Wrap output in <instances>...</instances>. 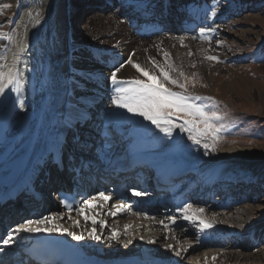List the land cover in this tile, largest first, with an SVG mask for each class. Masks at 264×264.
<instances>
[{
  "label": "bare ground",
  "instance_id": "bare-ground-1",
  "mask_svg": "<svg viewBox=\"0 0 264 264\" xmlns=\"http://www.w3.org/2000/svg\"><path fill=\"white\" fill-rule=\"evenodd\" d=\"M128 1L137 3L136 9L132 8L133 10H128V12L127 9H124L125 6L119 8L117 5L115 10L118 13L115 11L108 16L103 15L101 7L112 9V4H117V0H85L82 4L79 0L0 1L1 4L6 2L13 4L7 13L15 17V22L11 27L0 29L3 32L14 33L12 43H9L7 39L0 38V56H5L6 63L11 65L14 54H16L18 57L17 67L26 78L25 88L20 94L13 121L6 135L0 141V189L5 191L11 185H19L20 181L27 177H35L38 173L36 171L42 166L49 169L53 165L49 152L53 148L61 149L59 139L61 134L65 132L66 124L75 120L88 119V113L91 111L94 115L91 122L93 127L87 133L81 132L79 136L95 138L97 142L101 141L102 144L98 153L100 158L103 152L110 151L109 143L112 140L121 142L125 141L128 135H132L134 140L129 142L127 149L129 152H133V155L156 156L165 161L174 158L181 166L189 169L193 165L199 164L196 173L202 172L204 174L203 179H209L202 188V191H208L209 195L212 193L213 187L223 183L222 176H227L231 182L238 179L241 182L251 171L259 177L252 182L247 183L246 181L245 185L250 183V187L244 190H247L246 193L251 192L252 189L255 193L256 190H262L257 185L255 186V183L264 182L259 179L264 178V172L261 171L264 168V151L260 152L255 146L232 145L226 142L227 144L223 143L213 156H210L209 152L199 154V148L190 140L163 149L168 140L172 137H178L179 130L173 136L165 137L154 125L150 123L141 125V117L133 116L114 106L112 109L106 107L111 103L107 101L111 100L113 95V86L109 77L116 67L121 64L124 65L118 73V77L121 79H146L137 72L132 63H128L129 58L133 63L146 67L149 72L158 77L161 76L158 65L169 71L173 78L179 69V61H182L183 65L185 63V68L189 65L186 55L177 46L180 41L170 33L165 32L163 24L167 26V23L157 24L149 20L155 12L156 1L150 4L143 0H126V3ZM101 4L103 5L100 6ZM95 6H99L97 12ZM16 8H18V12L15 15ZM88 12H92V14L89 15ZM78 18L85 20L84 33H81L75 26ZM173 19L177 21V14ZM186 26L183 25L184 28ZM193 26L195 25H192L191 28ZM185 29L189 30L190 28ZM17 42H19V46ZM72 42H76V44L73 45ZM75 46L82 47V49H77ZM101 47H105L106 50ZM71 48L78 52L70 57ZM203 68L206 72L210 71V66L207 63L203 64ZM218 68L224 70V66H218ZM237 80L235 77L226 83L230 88L236 89ZM155 82L160 83V80ZM166 86L169 85L166 84ZM261 94V99L264 100ZM7 97L8 92L6 96L0 97V104L4 102L5 105ZM20 100H23V107H20ZM110 124L111 127L108 130L106 127H109ZM103 125L104 129L101 130ZM96 130H98V134H96ZM97 147L98 145L89 146L90 150H95ZM217 168L220 171L214 180H211L210 175L215 174L214 169ZM68 169L69 167L64 163L63 171L66 174H69ZM125 175L127 173L123 174L122 177ZM42 178L38 177L35 180L34 185L36 187L34 189L41 185ZM119 181L117 179L115 182ZM134 191L144 193V195L138 196L140 200H136V195H133ZM129 192L131 196L128 205L97 197L90 200L92 201L90 206L82 205L83 212L78 210L75 213L60 214L57 211L58 207L53 206L54 211L51 216L54 215L56 218L50 220L48 226L66 229L69 227L68 231L83 236V239L79 241L63 231L27 233V239L46 241L52 244L50 246H65L83 264H200V260L192 256L190 257L192 258L191 261H186V263H181L176 257L164 261L150 253V249H148L151 242H157V239L160 238V232L164 233L165 238L169 236L173 239L177 238V240L181 235L187 234L188 231L181 234L179 233L181 231L176 232L174 230L182 226L179 225L176 228L178 222L184 221L187 224L191 222L182 220L181 215L180 218L175 217L174 223L173 221L171 224L166 223L169 219L167 217L168 212L174 211L176 215H179L182 213L180 209L184 205H193L187 197H175L169 203L167 201L169 198H165L166 201H163L162 196L161 198H157L159 196L154 197L155 195L151 196L141 186L130 187ZM228 193L225 191L224 195ZM258 198L260 197L258 196ZM145 200L150 201L152 206L145 205ZM236 202L238 201L223 202L219 208L223 210L233 209ZM162 206H165L166 209L161 210ZM247 208V211L246 209L245 211L242 210L243 215L240 217L243 224L254 219L253 215L263 210L264 206ZM196 210L198 209L192 208L190 212ZM129 211L130 215L127 216ZM197 214L202 219L213 223L212 228L201 231L194 244L196 249L203 250L206 258L213 259L214 256H219V259L223 248L222 244L210 238L209 230H220L222 227L223 231L221 232L224 235L243 237L242 241L248 247L255 244V241L249 236L250 234L248 235V233L251 235L255 233L254 228L243 229L233 223L230 224L231 222L221 223L219 220H215L216 217L209 213V210L205 209L202 214ZM85 216L89 219L85 220ZM225 216L227 218L229 214ZM28 217V220L35 221L49 217V215L45 214L42 217L29 215ZM93 220L96 221L95 225ZM66 221H71L72 224ZM74 221H78L79 226ZM100 221H103V224ZM255 222L263 234L264 218ZM93 227L96 229V234L100 236L99 240H93L88 235ZM199 227H201L200 224ZM84 228L85 236L82 230ZM108 234L116 235L118 239L109 240ZM126 236H130L129 240H132L131 242L136 246V252L135 250L125 251L121 246H128V243L122 240ZM115 249L116 255L106 254L115 251ZM11 251L16 253V250H8V253ZM189 253L194 254L193 251H189L188 255ZM240 257L239 255L238 258ZM251 257L248 255L247 259L251 260L253 264L260 262L264 264V254L260 253L255 255V258ZM223 258L228 259V261L234 259L232 253L224 255Z\"/></svg>",
  "mask_w": 264,
  "mask_h": 264
},
{
  "label": "rangeland",
  "instance_id": "rangeland-1",
  "mask_svg": "<svg viewBox=\"0 0 264 264\" xmlns=\"http://www.w3.org/2000/svg\"><path fill=\"white\" fill-rule=\"evenodd\" d=\"M79 1L82 4L85 0H79ZM143 1L149 4L152 3L153 1H156L155 3L156 6L154 11L156 10V8L157 11L154 16L157 17L158 19L154 18L153 21H156L157 24H163V22L166 23L165 21L166 19L164 20V18L162 17L166 13L169 15L167 16V18L170 17L171 19L169 24L171 29L169 30V33L174 38L180 41V43H178L177 46H179L183 54L186 55L185 57L188 61L186 62L187 64L189 63V65L185 68L184 66L185 63L183 65V62L179 61L178 64L179 69L176 71L175 79H179L185 82L187 85V92L192 96L212 97L213 100L211 101L202 100V101H197V103L206 105L209 111L216 112L220 117V119L216 122L217 126L220 127L221 130L217 134L218 138L215 143V150H213L211 146L205 149L201 144V145H197L200 151L199 154L204 152L205 153L209 152L208 154L210 156L211 155L213 156L215 154V151L218 148H220L221 145H223V143L226 142L227 143L229 142V144L232 145L243 144V145L255 146L260 152H263L264 151V100L261 99L260 94L262 93L261 95L264 97V21H262V19H264V0H143ZM132 3L133 2H129V1L126 3V0H117V4L119 8L121 6L122 7L127 6V8L124 7L125 10L127 9L126 11L128 10L131 11L133 9H136L137 3H133V4ZM201 3H204V6H200ZM3 4H10L11 7H13V4L10 2H6L2 4L0 3V5ZM102 5L103 4H101L100 6ZM115 5L112 6V9L111 8L106 9L104 7H101L102 8L101 11L103 15L108 16L109 14L115 12L116 11L115 9H117V6L115 7ZM163 5H164L163 7L164 11L162 14L164 15L161 17L159 14ZM8 9L9 8L3 9V14L0 15V24L3 25V29L8 26L11 27L15 22L14 15L12 16L11 14L7 13ZM98 9L99 6H95L96 12ZM17 12H18V8H16L15 15L17 14ZM213 12L215 13V15H212ZM88 13L89 15L92 14V12H88ZM115 13H118V11H116ZM175 14H177V20L180 18V22L177 24L175 23L176 21L172 19V17H174ZM196 15L199 16L196 17ZM195 18L197 19V21L195 23H192V20H194ZM184 21L187 23H185ZM184 24L187 25L185 28H191L192 25H196V26L193 29H189V30L187 29L184 30L183 27L182 29L179 28L177 31L173 29L175 27L177 28V26L179 25L183 26ZM75 26L78 27L81 33L85 32L84 19L78 18L75 22ZM202 28L204 29L210 28L213 29V31L201 34L200 30ZM72 44L75 45L76 42H72ZM76 48L82 49V47H76ZM101 48L106 50L105 47H101ZM77 52L78 51H76V49L71 48L69 51L70 57L72 55H76ZM208 56L218 57L219 62L207 59ZM120 60L122 61V58ZM204 63H207V65L210 66L209 72H206L204 70L203 68ZM218 66H224V70H221L220 68H218ZM181 72L184 73V76L180 75ZM235 77L239 81L237 80V86H236L237 88L233 89L230 88L226 82L228 80L229 81L232 80ZM172 87L174 91H182L178 87L175 86ZM107 102L109 103L111 102V100L109 99ZM110 104L107 105L108 107L106 106L108 109L113 108V105ZM140 121H141V125L150 123L148 121L143 120V118H141ZM173 139H177L180 142H182V140L189 141V139L187 138V134L181 132H179L178 137ZM207 142L210 145L212 143L211 140H208ZM168 145L171 146L172 144L168 143ZM261 171L264 172V168ZM249 173H251L250 174L251 179L259 177L258 175H255V172L253 173L249 172ZM260 179L264 181V178H260ZM248 182L250 181H247V183ZM200 183L203 184L204 182L201 180ZM261 184H262L261 187L262 190H256L255 193L254 189H252L251 192L246 194V192L237 191L238 189L237 186L241 185V182L238 183V181H236L233 187L227 186L221 188V190H218L217 195H215L216 193L214 192L213 189L212 197L209 198V200L206 203L195 202L193 203L192 206L195 209L204 208L205 210H209V213H211L212 215H214V217H216L215 220H219L221 223L231 222L230 224L233 223L237 225V227L243 229L254 228L255 230L254 234L256 235L252 239L255 241L258 240L260 235L262 234L261 232L262 230L258 229L259 228L258 224L255 221L263 220L264 209L257 212L256 215H253L254 219L249 220L250 222L248 221L246 223L247 225L245 223L243 224V221L240 217L241 215H243L242 212L245 211V209L247 211L248 209L247 207L264 206V182ZM223 189H234V190L230 191L229 192L230 194H227L226 196L223 194L224 192L222 191ZM258 196L260 198H258ZM154 197L157 196L155 195ZM244 198L247 199L245 200ZM230 199H236V201H238L236 202L233 209L223 210L222 208H219L221 207L220 206L221 203L225 201L230 202L231 201ZM215 206H217L218 209ZM223 213L225 215L229 214V216L226 218V216ZM50 214L51 213H49L48 215L51 216L53 213L51 215ZM180 215L181 217H183V213H180ZM182 220L185 219L183 218ZM25 221H27V219ZM66 222H70L72 224L71 221H66ZM171 223L172 221L167 224H171ZM176 225H177L176 228H178L179 225L182 226L179 229H174L172 227L173 225H171L172 229H174L176 232H178V230L181 231L179 232L181 234H185V232L188 231L187 234L181 235V237L177 240V238L173 239L170 238L168 235H167L168 237L165 238L164 233L160 232L159 233L160 238L157 239V242L154 241L151 242L150 247L148 248L150 249L149 251L150 253L156 255V257L162 258L164 261H169L171 257H176L178 261H181V263H186V261H191L192 259L190 258L191 256L193 258L197 257V259L200 260V264H235V263L253 264L251 260L247 259L248 255L250 257L251 256L254 257L255 255L260 253L264 254V240L261 243L254 244L253 246L248 247L245 244L238 243V241L232 242L233 240H235V238L230 237L229 235H224L221 232L223 231L221 227L220 230H209L208 232L210 238H212L219 244H222L223 248L221 250L222 252L220 253L221 257L219 259H218L219 256L216 257L215 259L206 258L205 254H203V250L196 249L194 246L196 240L198 239V236L201 233V227H199V222H188L187 224L186 222L182 221L176 223ZM67 229L69 230V227H67ZM82 230L85 236L84 233L85 228ZM101 235H103V233H101ZM248 235L251 236V233H248ZM109 236L112 235L108 234V237ZM129 239L130 236L129 237L126 236L122 238V240L125 242H128ZM220 240H223L225 242H228L230 240L231 243H233V245L231 244L224 245V243L220 242ZM236 240H238V238ZM166 245H172L174 250L167 249L165 247ZM105 246L107 247V245ZM121 246H123L125 251H132L135 250L136 248V246H134L132 242L128 243V246H124V245ZM155 247H157L158 249H156ZM136 251L137 249L135 250V252ZM189 251H193L194 254L189 253L188 255ZM176 252H180L181 255L177 256ZM229 253L230 254L232 253V256L234 257L233 260L228 261V259L223 258L224 255ZM106 254L116 255V249L115 251H110V253H106ZM239 255L241 256L240 258H238ZM259 264H263V263L260 262Z\"/></svg>",
  "mask_w": 264,
  "mask_h": 264
},
{
  "label": "snow or ice",
  "instance_id": "snow-or-ice-1",
  "mask_svg": "<svg viewBox=\"0 0 264 264\" xmlns=\"http://www.w3.org/2000/svg\"><path fill=\"white\" fill-rule=\"evenodd\" d=\"M10 7V4L0 5V15L3 14V9ZM212 15H215V13L213 12ZM2 28L3 25L0 24V29ZM200 31L201 34H204L206 32L213 31V29L202 28ZM13 36L14 33L0 31V38L7 39L9 43L13 42ZM17 44L19 46V42H17ZM17 59V55L14 54L13 62L9 65L6 63V57L0 56V97L6 96L8 91L15 92L17 96L24 91L26 78L17 67ZM207 59L219 62V58L216 56H208ZM128 63H132V66L137 70V72L141 73V75L146 79H121L118 77V73L124 65L121 64L119 67H116L109 77L113 86L111 104L117 109H122L133 116H139L143 118V120L150 122V124L159 129L165 137H171L177 130H179L181 133H186L187 138L192 141L193 144H202L205 149L211 146L213 150H215V143L218 138L217 134L221 130L220 127L217 126L216 122L220 119V117L216 112L209 111L206 105L197 103V101L202 100L211 101L213 98L192 96L187 92L186 83L173 78L169 71L165 70L162 66L158 65L161 74V76L158 77L154 73H151L146 68L142 67L140 64L133 63L131 58H129ZM180 75L184 76V73L181 72ZM158 79L160 80V83H155ZM166 84L169 86H166ZM172 86L178 87L182 91H174ZM20 107H23V100H20ZM208 140H211V145L207 142ZM99 195L104 200L110 199V194L106 195L101 192ZM133 195L141 196L144 195V193L134 191ZM91 203L92 201L88 200L84 201L83 205L90 206ZM65 207L69 210V212L73 210L72 204L68 203L66 200ZM192 208L193 206L191 204H186L180 209L185 220L191 222L198 221L201 226V231L213 227V223L211 221L204 220L197 214H202L204 212L203 208L190 212ZM79 211L83 212V206L79 208ZM55 218L56 217L53 215L35 221L27 220L13 229L14 235L8 236L3 243L5 245L14 243V236L21 233L34 234L41 231L47 233L63 231L77 241L83 239L82 235H77L74 232L68 231L66 228H57L55 226L49 227L48 222L50 220H54ZM87 219H89V217L85 216V220ZM172 221L174 223L175 218H172ZM92 222L95 225L96 221L93 220ZM74 223L79 226L78 221H74ZM100 223L103 224V221H100ZM88 235L93 240L100 239V236L96 234L95 227H93L92 231H90ZM108 239L116 240L118 237L116 235H112L109 236ZM127 243H131V240ZM165 247L167 249H173L172 245H166ZM0 251H2V249H0ZM176 255L179 256L181 253L176 252ZM215 258L216 257L214 256L213 259Z\"/></svg>",
  "mask_w": 264,
  "mask_h": 264
}]
</instances>
